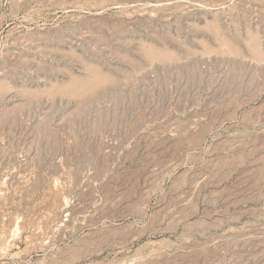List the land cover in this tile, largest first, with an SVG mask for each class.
<instances>
[{
	"label": "rangeland",
	"instance_id": "rangeland-1",
	"mask_svg": "<svg viewBox=\"0 0 264 264\" xmlns=\"http://www.w3.org/2000/svg\"><path fill=\"white\" fill-rule=\"evenodd\" d=\"M0 264H264V0H0Z\"/></svg>",
	"mask_w": 264,
	"mask_h": 264
},
{
	"label": "bare ground",
	"instance_id": "bare-ground-1",
	"mask_svg": "<svg viewBox=\"0 0 264 264\" xmlns=\"http://www.w3.org/2000/svg\"><path fill=\"white\" fill-rule=\"evenodd\" d=\"M147 200L145 199V201ZM146 216L147 214L145 211L136 209L133 206L129 207V205L123 206L116 201L115 204L102 209L97 217L85 221L86 224H84V227L89 228L91 231L89 239L94 242V244H99L107 249H120L131 246L135 242L142 240L141 238L144 236H147L148 227L138 226L139 223L143 224L147 221ZM146 223L150 228L152 220Z\"/></svg>",
	"mask_w": 264,
	"mask_h": 264
}]
</instances>
